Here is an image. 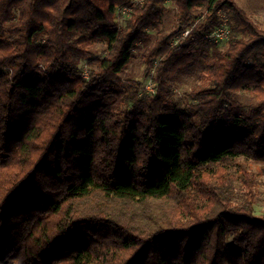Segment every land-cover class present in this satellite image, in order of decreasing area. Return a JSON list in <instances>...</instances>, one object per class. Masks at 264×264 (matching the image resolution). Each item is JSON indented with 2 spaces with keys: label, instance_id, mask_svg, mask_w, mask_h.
Returning a JSON list of instances; mask_svg holds the SVG:
<instances>
[{
  "label": "trees",
  "instance_id": "obj_1",
  "mask_svg": "<svg viewBox=\"0 0 264 264\" xmlns=\"http://www.w3.org/2000/svg\"><path fill=\"white\" fill-rule=\"evenodd\" d=\"M168 1L0 0V264H264V27Z\"/></svg>",
  "mask_w": 264,
  "mask_h": 264
},
{
  "label": "rangeland",
  "instance_id": "obj_2",
  "mask_svg": "<svg viewBox=\"0 0 264 264\" xmlns=\"http://www.w3.org/2000/svg\"><path fill=\"white\" fill-rule=\"evenodd\" d=\"M139 1V0H135ZM240 6L245 8L261 25L264 27V0H235ZM177 6L174 0H169L167 3V11L164 15L162 23L159 25L158 29L152 31L151 39L149 45L151 46L155 40L164 34L173 31L177 27ZM222 15H224L222 13ZM227 16V14H225ZM121 21L125 19L123 14H119ZM225 42V41H224ZM100 48L103 46L99 45ZM145 63L141 61L140 55L138 58L128 67L123 77L126 84L129 83V79L138 80L142 83V89L145 90V86L149 81H153V77H147L145 75ZM154 71V70H152ZM85 75H88V68L84 67ZM153 74V73H152ZM188 79L192 78L190 74L187 75ZM186 76V77H187ZM187 87V85H185ZM243 100L248 102V94H242ZM174 102L179 105H183V92L181 88L175 89ZM254 171L256 173L258 185L256 186L257 191V204L256 211L261 213L264 211V162H256L253 165Z\"/></svg>",
  "mask_w": 264,
  "mask_h": 264
},
{
  "label": "built area",
  "instance_id": "obj_3",
  "mask_svg": "<svg viewBox=\"0 0 264 264\" xmlns=\"http://www.w3.org/2000/svg\"><path fill=\"white\" fill-rule=\"evenodd\" d=\"M132 10L131 6H123L119 8V13L123 14L124 16H128L130 14ZM224 14V13H223ZM222 22L220 23V25H218L215 29H213L210 33H208L205 38L208 41H212V42H220L224 39H227L230 34H231V28L229 26L228 23V18L227 16L224 14L222 15ZM190 32V29H185L182 33V35H178L176 37L173 38L172 40V44H177L181 41V39L185 36H187ZM145 89L148 92H155L156 88L155 85L152 81H149V83H147V85L145 86Z\"/></svg>",
  "mask_w": 264,
  "mask_h": 264
}]
</instances>
